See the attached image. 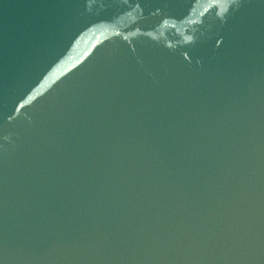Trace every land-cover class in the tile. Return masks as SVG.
<instances>
[{"label": "water", "instance_id": "water-1", "mask_svg": "<svg viewBox=\"0 0 264 264\" xmlns=\"http://www.w3.org/2000/svg\"><path fill=\"white\" fill-rule=\"evenodd\" d=\"M0 264H264V0H0Z\"/></svg>", "mask_w": 264, "mask_h": 264}]
</instances>
